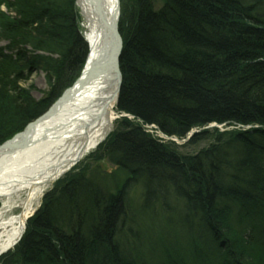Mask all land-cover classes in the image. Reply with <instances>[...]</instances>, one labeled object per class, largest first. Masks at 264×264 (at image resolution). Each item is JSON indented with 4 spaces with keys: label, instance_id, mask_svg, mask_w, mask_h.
<instances>
[{
    "label": "trees",
    "instance_id": "trees-1",
    "mask_svg": "<svg viewBox=\"0 0 264 264\" xmlns=\"http://www.w3.org/2000/svg\"><path fill=\"white\" fill-rule=\"evenodd\" d=\"M75 1L0 0L7 42L0 47V144L80 74L87 44ZM161 1L158 8L155 0L120 1L116 110L131 118H118L96 151L46 191L0 264H149L119 241L131 211L129 182L144 187L143 206L161 202L167 210L165 194L177 198L194 264H264V0ZM31 71L46 77L40 100L33 85L22 86ZM213 122L251 127L221 132L206 127ZM148 125L180 140L196 128L180 147L211 143L179 154L173 141L148 134ZM92 156L127 173L118 191L104 195L85 174ZM164 255V264H185Z\"/></svg>",
    "mask_w": 264,
    "mask_h": 264
},
{
    "label": "bare ground",
    "instance_id": "bare-ground-1",
    "mask_svg": "<svg viewBox=\"0 0 264 264\" xmlns=\"http://www.w3.org/2000/svg\"><path fill=\"white\" fill-rule=\"evenodd\" d=\"M120 1L118 7L117 0H78L87 63L65 98L56 99L16 140L0 147V255L21 238L44 189L95 150L123 115L116 110L119 82L114 53L119 44L115 36L106 53L99 54L106 29L112 22L118 26Z\"/></svg>",
    "mask_w": 264,
    "mask_h": 264
},
{
    "label": "rangeland",
    "instance_id": "rangeland-1",
    "mask_svg": "<svg viewBox=\"0 0 264 264\" xmlns=\"http://www.w3.org/2000/svg\"><path fill=\"white\" fill-rule=\"evenodd\" d=\"M161 4H162L161 0H155L156 8L161 7L162 6ZM75 6H76V1H75ZM1 10L3 12L9 13L6 10L5 6L4 7L2 6ZM11 15H13V13ZM80 30L83 37V30L81 29V27ZM6 43H7L6 40H3L0 37V47H5V45H7ZM30 85L34 86V89L31 91V96H33L34 99L40 100V98L45 97L44 94L48 90V85L46 83V77L43 72L31 71L29 73V78L27 82L23 83L22 86L29 88ZM115 122L113 124L114 128L111 131H113L116 127ZM206 127H208V129H211L212 127H216L221 132H223V131H245L246 129L250 128L251 125L242 126L235 122L223 123V124H217L213 122L212 124ZM144 128L148 134L150 133L158 139L162 138L163 140H167V141L171 140L174 143H176L179 146L177 149L179 154L196 153L199 150L203 149V147H207L211 143L210 140L204 139L201 142H198L197 144L180 147L182 143L176 140V139L180 140L179 138L174 136H170V137L164 136L162 133L157 131L156 126L154 125H148L145 126ZM192 130H193V134L194 132L197 131L196 128ZM189 134L190 132L187 135ZM105 140H103L102 142H104ZM96 149L91 151L90 153L95 152ZM84 161H85V157L84 159L79 161L77 165L83 163ZM85 164L87 165L85 174L87 173L86 175L94 181L96 188L101 189L104 195H106V193L108 192L111 193L118 191L119 188L123 186L125 181L129 178L124 170H121L119 167L118 168L115 167L107 158L100 160V159H95L94 156H92L88 158V160H86ZM52 185L53 184L48 185L44 189L45 190L44 193L46 192V190L52 188ZM144 191L145 190L144 187H142L141 182L139 183L129 182L127 187H125V192L127 198L129 199L128 200L129 209L131 210L129 212V215L125 218L124 223L121 222L122 233L119 241L122 243L125 251L130 253L131 257L134 258L137 262L145 261L149 264H164L163 261V258H165L164 253L169 252L175 259L177 260L182 259L185 264H194L193 258L195 259V257L192 258L191 252L187 249L189 247V243H188L189 240L186 239L187 235L186 234L184 235L185 229H183L179 225V221L182 220V216H180V214L182 215V211H183L182 210L183 208L181 207L182 205L179 203V201H177V198L174 195H172V193L169 192L167 193L168 196H166L165 194L166 198L164 199V203L166 202L169 205V209L167 210L162 209L161 202L157 203L159 205L157 207H156L157 204L152 206L149 205L143 206L142 204L144 201L142 196ZM23 195L25 194L23 193L22 197ZM41 200L42 197L38 202L39 204H36V207L34 211L31 213V216H33L35 211L41 206L40 203ZM14 212H19V209H16ZM170 220H171V224L168 223L170 222ZM133 234H135L134 237ZM191 248L192 246L190 247V249ZM255 255L256 254H252V257ZM250 264H255V263L254 261H251Z\"/></svg>",
    "mask_w": 264,
    "mask_h": 264
},
{
    "label": "water",
    "instance_id": "water-1",
    "mask_svg": "<svg viewBox=\"0 0 264 264\" xmlns=\"http://www.w3.org/2000/svg\"><path fill=\"white\" fill-rule=\"evenodd\" d=\"M77 2H78V0H76V6H77ZM117 5H118V7H119V0H117ZM80 15H81V13H80ZM82 17V16H81ZM117 17H118V14H117ZM83 19V18H82ZM117 24H118V18H117ZM105 29H106V26H105ZM106 31H107V35H105V37H104V39L106 40L104 43H103V46H102V49H101V52L99 53V54H101V56L103 55V54H105L106 53V49H107V47L108 46H111L112 44H111V42H113V39H111V37H113V36H115L116 37V39H117V41H118V44H119V46H118V50L117 51H115V53H114V60L116 61V64H117V75H118V82H119V84H118V86H119V88L117 89V92H118V95H117V97H116V101L118 100V97H119V94H120V87H121V84H122V81H121V79H122V74H121V71L119 70V68H118V66H119V62H120V60H119V57H120V54H121V51H122V46H123V39H121V36H120V34H119V28H118V26L115 24V25H113V22L111 23V25H110V27L109 28H107L106 29ZM83 37H84V35H83ZM114 38V37H113ZM84 40H85V37H84ZM86 42H87V40H86ZM87 45H88V43H87ZM90 49V47H88V50ZM87 57H89V55L87 56ZM87 58L85 59V61L84 62H86L87 63ZM86 65V64H85ZM69 89L70 88H68V89H66V90H64L63 91V93L61 94V97L59 98V100H58V102L59 101H61V99H63V98H65L67 95V93H68V91H69ZM122 115H120V117H121ZM30 125V124H29ZM28 125V126H29ZM27 126V127H28ZM25 130H27V129H25ZM24 130V131H25ZM23 131V132H24ZM21 133L22 132H20L19 134H17L15 137H12V138H10L11 140H8V141H6V142H4L3 144H1L0 145V147L1 146H4V145H6L7 143L8 144H10L11 142H13L14 140H16L20 135H21ZM193 133V130H191V133L189 134V135H187V137L185 138V139H181V141L180 140H178V139H176L178 142H185L186 140H188L189 138H190V136H191V134ZM176 140H174V141H176Z\"/></svg>",
    "mask_w": 264,
    "mask_h": 264
}]
</instances>
